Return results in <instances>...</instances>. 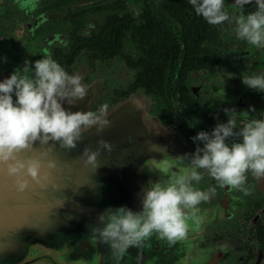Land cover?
<instances>
[{"label": "clouds", "instance_id": "obj_1", "mask_svg": "<svg viewBox=\"0 0 264 264\" xmlns=\"http://www.w3.org/2000/svg\"><path fill=\"white\" fill-rule=\"evenodd\" d=\"M189 3L209 25L234 23L237 39L264 47V0H234L231 7L239 10L234 17L225 10L224 0H189ZM253 3L255 11L244 14V6ZM241 80L247 88L264 92V75L244 76ZM87 95L82 76L70 75L50 55L31 64L25 60L22 68L0 82V165L8 176L16 177L18 192L29 187V180L39 183L46 179L41 176L38 159L18 158L20 153L31 150L34 142L45 145L50 140L58 141L61 148L72 149L86 129L95 126L99 134L111 126L107 103L97 111L72 112L62 107V102L72 106ZM224 111L229 117L226 123H218L210 133L200 131L191 138L194 143L202 142V147L198 145L193 153L176 157L178 161H188L191 169L188 173L174 175L167 184L149 183L142 189L139 211L120 206L107 208L99 215L97 226L91 229V239L108 245L114 264H120L130 247L139 250V264L146 242L153 237L169 245L186 238L188 219L215 192L214 188L201 191L191 186V181L203 178V172L219 186H230L245 195L249 194L245 187L248 173L257 179L264 178V118L249 119L234 131L236 120L230 114L236 113L234 109ZM229 138L238 140L229 144L226 142ZM96 144L95 151L85 147L81 153L86 158L85 164L94 168L101 150L111 153L114 148L103 138ZM47 167L54 168V162L49 160Z\"/></svg>", "mask_w": 264, "mask_h": 264}, {"label": "flooded vegetation", "instance_id": "obj_2", "mask_svg": "<svg viewBox=\"0 0 264 264\" xmlns=\"http://www.w3.org/2000/svg\"><path fill=\"white\" fill-rule=\"evenodd\" d=\"M127 2L130 4L138 3L140 5V11L134 15L124 12L126 3L124 4L123 11H97L102 6L110 3V0H106L104 4L94 8V13L108 12L105 18L112 14L121 15L125 13L134 20L135 24H138L140 22L139 15L142 13V9L145 5L142 0H128ZM224 2L226 6L225 10L229 13L230 17H234L238 14L239 10L231 7V5L234 4V0H224ZM39 3L40 0H0V82L8 78L14 70L20 69V65L24 63L25 60L30 61L33 58L30 57L31 54L35 56V60L44 58L48 55H50L52 59L57 60L61 57H65L69 51L71 43L70 34L74 29L72 23L66 19L70 12H67L63 18L64 21L69 22L73 27L65 42L58 40V42H62V44L60 46H53L49 51L44 50L37 52L36 47L34 51L32 50L31 44L39 42L36 35L37 29L35 28L42 22V19L39 20L37 14L33 12V14L35 13V17H31L30 14V21H28L26 18L19 16L20 14L16 11H23L24 14L25 10L26 12L32 10L36 11ZM58 6H60L59 3L52 4L48 6L46 10H48V12H57L59 10ZM251 11H255L254 3L244 6V14ZM80 12H84L82 14L83 17L86 13H89V10L83 9L79 12H72V14H79ZM78 19L82 27L81 17ZM43 20L45 21L46 19L43 18ZM103 21L97 24L89 33L80 32L81 27L76 33L81 37H88L96 32V28L101 25ZM169 21L174 23L172 19H169ZM223 26L224 28L222 29L218 25L214 26L219 32L218 37L222 46L217 47L208 43H204L203 45L216 49L231 63L227 66H215L212 71L200 69L188 72L183 83L188 94V99H184L180 92L177 93L174 98L167 100L169 106L172 107L171 113L173 115V121L171 124L165 125L172 127L181 137L184 145L181 151H186L187 149L186 153L188 154L193 153L198 145L200 147L203 146L202 142L197 141L194 143L191 139L198 132L205 131L210 133L216 124L227 122L229 117L224 111L228 109L226 106L234 105L237 108V110H234L236 114H230L236 120L237 129L234 131H238L249 119L264 118V92L247 88L241 80L244 76L264 75V67H261L262 61H264V47H254L248 44V46L242 47L243 49L238 52L236 58H231L228 55V50L231 49V46L229 42L224 40V36L225 32L228 35L232 28L235 29V24L226 21ZM125 38H127L134 49L136 48L139 52L138 57L141 56V52L136 43L131 39V35L128 33ZM244 43H246V41H244ZM83 55H86V53L81 52L78 57L74 59L73 63L66 67L65 70H69L71 72L70 75H74L72 66L76 59ZM255 58L256 60H252ZM114 59L109 61H113ZM104 62L95 61L90 63L87 59V65L91 68L94 67L96 63ZM121 63L126 71L132 74V81L135 70L126 68L122 61ZM251 63H256L257 67L252 65L249 67L252 69H248ZM18 66L19 68H17ZM254 67H256V69H254ZM21 74L23 73L21 72ZM197 74L204 75L202 78L203 84L200 87L201 91L207 89L206 83L222 78L224 79L225 75H232V77H234V87H232L231 90L221 88L219 92L212 88L209 94L204 93V96H202L199 94V90L189 82V79ZM120 91L121 90H113L111 92L113 98L110 104L118 100L117 94ZM220 94L221 97H218ZM146 98L151 100L148 97ZM13 99L15 100L14 95ZM217 102H219L220 105ZM101 105L102 104L93 105L89 110L97 111ZM151 105L153 106L152 115L161 123L157 114L158 106L155 102H151ZM250 108L255 109V111H249ZM234 140H238V138H229L226 142L231 144ZM177 156H182V152L178 151L175 157ZM176 161V173L174 175L186 174L191 170L187 160L181 162L176 159ZM199 171L203 172V170ZM173 176L171 178H173ZM171 178L159 181V183L167 184ZM191 186L201 191L214 188L215 192L208 201L201 202L197 206L195 216L188 219L189 230L186 238L174 243L172 251L175 252L177 257L173 263L264 264V178L257 179L253 177L251 173H248L247 182L245 184V187L249 190V194L247 195L227 185L219 186L207 172H203V178L199 182L191 181ZM103 249L104 251L110 250L109 247ZM164 249V243L162 248H160L159 243L157 246V256H155V254L151 255L150 251H142V260L140 263L160 264L162 261L161 264H165ZM127 252V257H125L127 263H130V261H133L135 258L137 259L138 252H135L134 248L130 247ZM99 253L101 252L99 251ZM104 254L106 255L107 253ZM125 259L120 263L125 262Z\"/></svg>", "mask_w": 264, "mask_h": 264}, {"label": "rangeland", "instance_id": "obj_3", "mask_svg": "<svg viewBox=\"0 0 264 264\" xmlns=\"http://www.w3.org/2000/svg\"><path fill=\"white\" fill-rule=\"evenodd\" d=\"M104 2H106V0H40V3L37 7L38 9L36 11L32 10L26 12L25 10V14L23 11L16 12L20 14L19 16L26 18L28 21H30V14L31 17H35V13L37 14L39 20L42 19V22H40L35 28L37 29L36 35L39 39V42L31 44L33 51L36 47V51L41 52L44 50L49 51L53 46H60L62 42H65V40L68 38L69 32L73 27L69 22L63 20L67 12L75 13L83 9L89 10V13H86L83 17L81 16L82 27L80 31L89 33L97 24L104 20L106 15H108V12L94 13V8L104 4ZM56 3L60 4V6H58L60 11L58 10L57 12H48V10H46L48 6ZM139 11L140 5L138 3L130 4L129 2H126L124 12L134 15ZM33 12L35 13L33 14ZM43 18L46 20L44 21ZM223 25L224 23L219 24L218 26L222 29L224 28ZM233 29L234 28H232L228 35L225 32L224 40L229 42L231 46V49L228 50V55L231 58H236L238 52L243 49V46H248V43H244V41L237 39ZM58 40H61L62 42H58ZM122 53L131 56L132 58H137L139 55V52L136 50V48L134 49L133 45L129 40H127V38H125L123 41ZM30 57H33L29 61L31 64L35 61V56L31 54ZM252 60H256V58ZM262 62L263 63L261 67H264V61ZM23 65L24 63L20 65L21 68ZM252 65L257 67L256 63H251L248 66V69H252L249 68ZM256 67H254V69H256ZM17 68H19V66ZM72 69L74 74H79L82 76V83L88 88V95L83 100L86 105V111H88L93 105L107 103L108 113L110 115L115 114L112 112V110L119 104L118 102H120L121 99L110 104L113 98L111 92L113 90H124L127 84L131 81L132 77V74L128 73L122 66L120 59L115 58L113 61L96 63L95 66L91 68L87 65L86 55H83L76 59ZM203 76L204 75L197 74L189 79V82L197 90H199L198 92L202 96H204V93L209 94L212 88L219 92L221 88H227L231 90V88L234 87V77H232V75H225L224 79L222 78L220 80L209 81L206 83L207 89L201 91L200 87L203 84ZM218 97H221V94ZM135 101L136 103H134L133 106L130 105L132 115L128 113L124 114L122 110H119L118 114L120 116H114L110 119L112 124L109 128L97 134L96 127L94 126L93 128L86 129L82 135L87 136L86 144L88 147H86L92 151L96 150V141L100 138H103L104 140L114 144L115 149H113L115 151H122L124 153V155L121 156L120 166L123 165V169L127 170V174L124 173V176H127V179L132 185L131 191H133L132 197L129 198V207L133 211H139L141 209L140 198L142 189L146 188L149 183H156L171 178L176 173V153L180 151L182 152L183 156L187 152V149L186 151H181L182 147L184 146L181 137L172 127L163 125L156 119L154 115H152L153 106L151 105V102L153 101L148 100L146 97L141 100L135 99ZM62 107H64L63 102ZM226 108L237 110L236 106L234 105L226 106ZM70 111L75 112L80 110H78L77 104H75L70 107ZM110 115L107 117H110ZM126 129H131L130 133L132 134L120 136L121 139L118 143L122 147H125L121 148L117 143L116 136L118 134L124 133ZM125 137L127 138L125 139ZM56 143L59 142H52V144ZM160 148H162L164 151H162ZM51 151H53V149ZM120 152L117 154L121 155ZM114 153L115 152L113 150L111 153H108L106 150L102 149L101 155L98 157L100 160L99 163L97 162L98 168H104V163L106 160L108 161L110 159H114L116 157ZM103 181H105V183H103L105 185H101ZM91 182L95 185L96 190H89L84 197L85 203L91 205V210L88 209L85 213L87 216L97 219L99 215L107 208H117L124 206V204L119 205L120 202H124V198L122 197V193H119V189H117L118 191H114V188L109 190L110 185L113 187L115 181L106 177L105 179L96 181L100 185H96L97 183L95 181ZM135 197H139V202L134 199ZM73 206H75V203ZM92 206L95 208L92 209ZM90 228H92V225ZM159 243L160 248L163 247V243L165 246V264H175L173 262H175L177 256L175 255V252L172 251L174 244L169 245L166 241H162L156 237H153L146 242L143 251H150L151 255L155 254V256H157V246ZM95 247L97 246H90L89 243L82 245L81 249H79V253L88 257H80L79 264H114L110 256V250L104 251L103 248H101V250H97ZM134 250L135 252L139 251L137 248H134ZM99 251L101 253H99ZM98 253L99 255L97 256ZM104 253L107 254L105 255ZM3 255L4 254H0V258L3 257ZM7 255L12 258L16 256V252L11 250ZM125 257H127L126 254L123 259H125ZM124 261L125 262H123V264H137L136 258L133 261L131 260L130 263H127L126 259ZM139 264L141 263L139 262Z\"/></svg>", "mask_w": 264, "mask_h": 264}, {"label": "water", "instance_id": "obj_4", "mask_svg": "<svg viewBox=\"0 0 264 264\" xmlns=\"http://www.w3.org/2000/svg\"><path fill=\"white\" fill-rule=\"evenodd\" d=\"M144 98L141 91L128 95L112 110L115 114L108 113L110 117L107 118L120 116L119 110L132 115L130 105L136 103L135 99ZM76 104L78 110L86 111L85 102L78 101ZM70 107L64 103L66 110H70ZM130 132L131 129H126L124 133L118 134L117 143L120 136L131 135ZM86 137L81 135V140L72 149H63L60 143L52 144L51 140L45 145L36 141L31 150L20 153L19 159H38L42 165L41 176L46 177L39 183L29 180V187L24 192H14L12 180L16 177L8 176L5 167L0 165V180H3L0 181V254H4L0 264H79L80 257H88L79 253L83 244L95 245L97 250L108 247L91 239V229L97 226L98 218L85 214L88 209L91 210V205L85 203L84 197L89 190L95 189L91 181L108 177L115 181L109 190L119 189L124 198V202L119 205L130 208L132 185L124 176L127 170L123 169V165L120 166L121 156L124 155L122 151H115L114 148L116 157L106 160L104 168L85 164L86 158L81 153L87 146ZM119 152L121 155L117 154ZM49 160L54 162V168L47 167ZM97 162H100L99 158L96 165ZM103 183L105 181L101 185H105ZM134 199L139 202L141 198ZM16 210L18 216H14ZM11 250L16 252L15 257L7 255Z\"/></svg>", "mask_w": 264, "mask_h": 264}, {"label": "trees", "instance_id": "obj_5", "mask_svg": "<svg viewBox=\"0 0 264 264\" xmlns=\"http://www.w3.org/2000/svg\"><path fill=\"white\" fill-rule=\"evenodd\" d=\"M127 1L110 0L109 4L97 11H123ZM142 2L145 7L139 15L138 24L125 13L112 14L88 37H81L76 33L81 27L78 18L84 12L70 13L66 19L72 23L74 29L70 34L69 51L65 57L55 61L66 69L81 52L86 53L90 63L119 58L126 68L134 69L135 74L131 83L117 94V99L122 100L136 91H141L158 106L157 114L161 123L171 124L172 107L167 100L180 92L184 99H188L183 85L187 73L200 69L212 71L215 66H227L231 62L216 49L203 45L208 43L222 46L219 32L195 14L189 0ZM128 33L141 52L138 58L122 53L123 40ZM66 72L71 74L69 70Z\"/></svg>", "mask_w": 264, "mask_h": 264}, {"label": "crops", "instance_id": "obj_6", "mask_svg": "<svg viewBox=\"0 0 264 264\" xmlns=\"http://www.w3.org/2000/svg\"><path fill=\"white\" fill-rule=\"evenodd\" d=\"M0 181H3V180H0ZM15 181H16V179H13V180H12V183L15 184ZM5 182H6V181H5ZM4 185H5V184H4ZM14 192H16V184H15V186H14ZM18 213H19V212L16 210L14 216H18Z\"/></svg>", "mask_w": 264, "mask_h": 264}]
</instances>
